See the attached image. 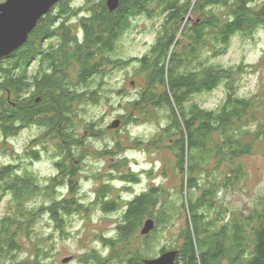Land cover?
Returning a JSON list of instances; mask_svg holds the SVG:
<instances>
[{
    "label": "clouds",
    "instance_id": "obj_1",
    "mask_svg": "<svg viewBox=\"0 0 264 264\" xmlns=\"http://www.w3.org/2000/svg\"><path fill=\"white\" fill-rule=\"evenodd\" d=\"M62 262L264 264V0H52L0 55V264Z\"/></svg>",
    "mask_w": 264,
    "mask_h": 264
},
{
    "label": "water",
    "instance_id": "obj_2",
    "mask_svg": "<svg viewBox=\"0 0 264 264\" xmlns=\"http://www.w3.org/2000/svg\"><path fill=\"white\" fill-rule=\"evenodd\" d=\"M52 0H32L31 10L26 14L17 26L15 35L9 36L5 34L4 25L6 18H10L12 15V4L14 0H9V6L4 9L5 17H0V55L6 54L8 51H11L13 47L19 45L22 42V31L29 25L38 14L47 11L48 7ZM116 0H109L110 8L115 7ZM156 264V262H153Z\"/></svg>",
    "mask_w": 264,
    "mask_h": 264
},
{
    "label": "rangeland",
    "instance_id": "obj_3",
    "mask_svg": "<svg viewBox=\"0 0 264 264\" xmlns=\"http://www.w3.org/2000/svg\"><path fill=\"white\" fill-rule=\"evenodd\" d=\"M66 259H70V257H68V258H66ZM62 264H63V262H62Z\"/></svg>",
    "mask_w": 264,
    "mask_h": 264
},
{
    "label": "trees",
    "instance_id": "obj_4",
    "mask_svg": "<svg viewBox=\"0 0 264 264\" xmlns=\"http://www.w3.org/2000/svg\"><path fill=\"white\" fill-rule=\"evenodd\" d=\"M181 23H183V20H181ZM37 70H39V69H37Z\"/></svg>",
    "mask_w": 264,
    "mask_h": 264
}]
</instances>
